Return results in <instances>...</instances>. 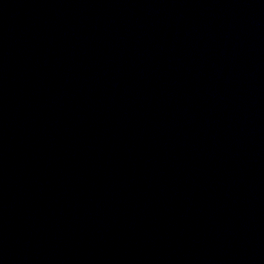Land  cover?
Instances as JSON below:
<instances>
[{
    "label": "water",
    "instance_id": "1",
    "mask_svg": "<svg viewBox=\"0 0 264 264\" xmlns=\"http://www.w3.org/2000/svg\"><path fill=\"white\" fill-rule=\"evenodd\" d=\"M259 0H0V264H141Z\"/></svg>",
    "mask_w": 264,
    "mask_h": 264
}]
</instances>
